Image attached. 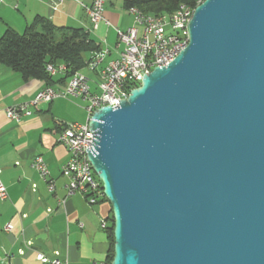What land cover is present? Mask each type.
Segmentation results:
<instances>
[{"label":"water","instance_id":"1","mask_svg":"<svg viewBox=\"0 0 264 264\" xmlns=\"http://www.w3.org/2000/svg\"><path fill=\"white\" fill-rule=\"evenodd\" d=\"M88 127L110 264H264V0H204L187 47Z\"/></svg>","mask_w":264,"mask_h":264},{"label":"crops","instance_id":"2","mask_svg":"<svg viewBox=\"0 0 264 264\" xmlns=\"http://www.w3.org/2000/svg\"><path fill=\"white\" fill-rule=\"evenodd\" d=\"M91 2L64 0L53 12L48 0H3L0 38L8 28L22 33L37 17L56 27L84 29L107 52L102 68L119 58L122 46L116 30L130 28L133 16L122 0H107L103 21L92 30L85 12ZM83 71L93 78L88 70ZM63 78L53 77L50 85L43 80H23L0 64V181L8 196L0 200V264H41L36 261L37 253L67 264H106L109 244L100 223L110 206L108 202L89 205L80 194L69 195L68 181L61 174L69 154L56 143V137L62 125L76 123L75 105L65 99L40 103L31 116L18 123L6 116L7 108L32 100L45 87L63 91L68 81ZM37 156L42 157L54 181L52 192L31 167ZM7 225H11L10 231H6Z\"/></svg>","mask_w":264,"mask_h":264},{"label":"built area","instance_id":"3","mask_svg":"<svg viewBox=\"0 0 264 264\" xmlns=\"http://www.w3.org/2000/svg\"><path fill=\"white\" fill-rule=\"evenodd\" d=\"M106 1L92 0L91 4L85 7L92 30L103 21ZM203 1L197 0L195 7ZM48 2L51 10L56 12L64 0H48ZM2 4L3 0H0V6ZM195 7L180 5L172 15L163 16L144 14L136 8L127 10L134 20L133 25L126 31L116 30L118 42L122 46L118 59L99 68L107 52L96 53L84 68L93 74V78L86 76L83 70L76 71L68 78L63 91L45 87L32 100L7 108V118L18 123L24 117L31 116L33 108L40 103H49L57 99H81L87 102L85 124H66L56 137V143L65 147L69 154L68 161L61 170L62 176L68 181L69 195L78 193L89 205L107 202L101 181L87 159V151L93 142L88 127L90 117L103 106H118L122 100L128 98L131 90L140 85L145 75L156 67L168 65L187 47L189 22ZM65 70L66 66L63 64L46 66L47 73L52 77L64 75ZM31 167L47 183L48 191L52 192L54 181L50 178L42 157H35ZM7 197L6 187L0 181V200L4 201ZM107 223L106 219L102 220L101 229L105 230ZM11 228V225H7L5 229L10 231ZM36 261L41 264H67L63 260L49 259L41 253L36 254Z\"/></svg>","mask_w":264,"mask_h":264},{"label":"trees","instance_id":"4","mask_svg":"<svg viewBox=\"0 0 264 264\" xmlns=\"http://www.w3.org/2000/svg\"><path fill=\"white\" fill-rule=\"evenodd\" d=\"M126 10L136 8L144 14L154 16L172 15L180 5L195 7L197 0H122ZM101 52L89 36L80 28L56 27L49 20L37 17L22 33L11 28L5 30L0 38V64L10 68L23 80H43L52 83V76L46 71L48 64H63V76L68 79L74 72L81 71ZM49 87V86H48ZM65 126L62 125L60 129ZM59 129V131H60ZM109 249L106 264L113 259V221L111 211L106 218Z\"/></svg>","mask_w":264,"mask_h":264},{"label":"rangeland","instance_id":"5","mask_svg":"<svg viewBox=\"0 0 264 264\" xmlns=\"http://www.w3.org/2000/svg\"><path fill=\"white\" fill-rule=\"evenodd\" d=\"M83 73L87 74V71H83ZM69 102L75 105L74 114H77L75 117V122L78 124H85L87 113L84 108L87 106V102L82 101L81 99H69Z\"/></svg>","mask_w":264,"mask_h":264}]
</instances>
